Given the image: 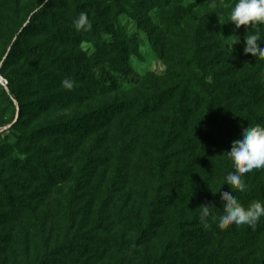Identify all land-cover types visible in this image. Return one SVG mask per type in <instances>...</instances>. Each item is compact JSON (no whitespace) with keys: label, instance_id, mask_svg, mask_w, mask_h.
<instances>
[{"label":"rangeland","instance_id":"obj_1","mask_svg":"<svg viewBox=\"0 0 264 264\" xmlns=\"http://www.w3.org/2000/svg\"><path fill=\"white\" fill-rule=\"evenodd\" d=\"M231 2L213 6L212 0H96L95 6L85 11L91 28L76 31L73 20L81 12L73 8L70 0H0V57L10 48L9 43L18 30L27 23L30 9L45 7L37 17V25L24 29L15 53L0 73L17 84L19 99L24 103L18 122L5 124L12 115L16 120L18 109L16 101L11 102L7 93L0 89L2 141L10 146L17 145L10 149L5 145L0 152V264H121V255L113 240L120 233L114 211L123 204L128 207L136 199L134 191L146 193L149 198L163 194L159 181L151 179L149 173L150 158L156 155L148 147L155 149L151 139L154 134L158 135L161 122L163 124L159 118L161 114L146 125L132 113L120 114L102 132L106 134L103 142L97 136H91L72 152H68V139L66 147L54 139L38 141L37 144L47 148L45 154H36L31 148L20 151L24 145L19 135L26 132L28 136L33 127L57 119L83 116L104 102L124 101L127 99L124 93L145 96L166 91L172 76L187 72L184 61L191 53L190 42L200 22H204L206 29L198 42L204 60L195 65L197 76L210 83H214V78L220 81L242 79L243 84L254 88L253 92L263 98L264 55L244 53L245 39L252 34V28L234 29V25L227 22ZM98 19H103L107 30L96 24ZM233 39H241L243 43H233L230 53ZM109 43L119 45L121 53L107 54ZM33 46H37V53L30 51ZM100 50L106 52L102 59L110 66L125 63L122 67L130 74L127 84L105 94L95 90L99 86L95 63L101 57ZM88 73H92L94 81L87 80ZM83 77L86 83L78 81ZM66 78L74 84L71 90L62 85ZM235 90L220 91L225 95L223 104L238 108L232 116L249 111L264 119V101L260 106L254 105V99ZM121 132L127 135L124 142L119 139ZM132 148L137 150V155L127 152ZM209 152L212 155L208 158L219 159V151L209 150L201 155L206 158ZM100 155L106 159L95 167L84 161L85 157L93 160ZM33 156L46 160L53 158L52 163L61 164L65 170L69 168L72 173L83 168V178L89 186L77 191L75 203L90 200L91 212L75 215L78 227L69 234L66 232L68 197L75 191V182L68 178L50 182L42 178L35 164L31 170L25 169L26 160ZM196 159L200 162V157ZM210 160L203 165L211 167L207 165L211 164ZM219 165L214 164L216 170L212 179L208 177L209 172L197 169L184 178V185L197 182L196 192L213 191L218 183ZM4 193L10 200H5ZM20 199L25 203L22 204ZM74 204L73 208L77 209ZM97 213V217H105L95 229ZM149 217V212H141L142 222ZM177 222H182V243L187 251L196 249L209 255L218 247L217 238L209 236L208 229L194 214L193 202L176 199L167 206L164 220L159 221L162 235L151 237L147 242L151 252L183 256L177 249H165L177 237ZM73 237L78 243L77 248L81 249L79 252L71 253L65 248ZM225 251L222 248V255ZM262 251L248 252L246 258L238 253L230 262L221 256L219 264H262ZM123 255L131 261L128 253ZM217 259L218 255L212 263L217 264ZM169 260L172 261V257Z\"/></svg>","mask_w":264,"mask_h":264},{"label":"trees","instance_id":"obj_2","mask_svg":"<svg viewBox=\"0 0 264 264\" xmlns=\"http://www.w3.org/2000/svg\"><path fill=\"white\" fill-rule=\"evenodd\" d=\"M95 1L70 0L75 10L86 14V9L94 7ZM227 1L230 0H217V3H225ZM233 2L234 0H232L231 5ZM44 9V6L30 9L25 28L21 27L18 30L16 36L9 43L10 48L0 57V73H3L6 61L15 53V47L20 36L24 34V29L35 27L37 25V17L44 12ZM96 24L107 30V25L103 19H98ZM96 24L92 22V25ZM205 27L204 22H200L199 26L196 27V32L190 42L191 53L187 55V59L183 65L187 72L172 76V81L167 86L166 91L148 93L145 96L140 94L130 96L131 94L124 93L127 98L124 101L104 102L99 106L91 108L83 116L57 119L46 125L33 127L28 136L26 132L19 135V139L24 145V148H21L20 151L31 148L36 154H45L47 148L41 144H37L38 141L54 139L57 143H61L66 147L68 139V152H72L77 150L79 144H82L91 136H97L103 142L106 134L102 132L106 130L113 120L116 121L120 117V114L127 113L130 115L132 113L144 125L151 122L153 118L159 117L157 114L162 115L159 118L162 119L163 124L161 122L158 135L154 134L153 139H151L155 144V149L150 146L148 147L150 150H153V155H156L150 158L152 164L149 166V173L151 179L159 181V187L163 194L149 198L146 193L142 194V192L134 191L136 199L128 207L123 204L122 207H118L114 211L118 219L116 220L119 225L117 229L120 230V233H117L113 240L121 255L119 258V263L121 262V264H174V261L176 264H213L212 261L214 262L217 255V264H219V257L221 256L222 259L230 262L237 257L238 253L245 258L248 252L255 251L256 253L258 250L260 253V250L263 249L262 253H264V217L261 218L255 230L247 225H229L224 229H219L213 224L208 229L209 236L217 238L218 247L209 255L198 252L196 249L186 250V247L182 243V222L175 223V235L177 237L174 241H170L165 249H172V251L177 249L182 252L183 256H170L168 252L162 251L157 254L151 252L147 245L151 237L162 235L158 225L159 221L164 220L167 206H170L176 199L192 201L194 214L197 217L200 211L199 206L207 205L209 201V204L217 207L214 209L215 214H221L222 209H219L222 204L219 196L220 191L227 190L228 188L229 190H234L231 185L223 184L227 173L234 170L232 162L227 158L226 151L230 150L231 142L239 135L241 126L257 123L264 124L262 117L256 116L249 111L246 114L237 113L233 117V113H236L238 108L232 107L231 104H223L225 95L223 92L220 93V91L236 89L237 93H243L249 99H254L255 102L253 104L260 106L261 102L264 101V97L262 98V96L254 93V88H249L243 84L244 80L220 81V79L215 80L214 78V83H210L195 73V68H197L195 65H199L204 60V52L198 42L206 29ZM263 28L264 26H260L256 30L261 31L263 35ZM251 31L253 32L254 29ZM239 43L242 44L243 41L240 39ZM30 51L37 53V46L31 47ZM121 51L119 45L111 43L107 45V54L108 52L117 54L121 53ZM105 54L104 50H100L99 55L101 57L98 56L99 59L95 63L96 83L99 84V86L95 87V90L100 94L121 88L124 83L127 84L130 80L128 69L122 67L125 66V63H116L110 66L106 60L102 59V56ZM262 78L264 87V73H262ZM88 79L94 81L92 73H88ZM78 81L86 83L84 77ZM0 89L7 93L11 102L16 101L18 109L16 120H14V116L12 115L5 122V124L12 125L18 122L21 111L24 110V103L19 99L17 84L13 80H7L5 85L0 83ZM165 111L167 113L163 115L164 113L161 112ZM125 134V132L120 133L119 139L121 142L125 141V136H127ZM137 138L139 139L138 136ZM2 140L3 138L0 134V152L4 150L5 145L8 149L17 148V145L10 146ZM136 143L134 144L136 145ZM129 145L132 144L129 142ZM209 150L215 151L214 153L219 151V159L215 161L213 156L208 158L212 155L210 152L207 153L206 158L205 155H201ZM136 151V149L132 148L127 152L137 155ZM184 153L186 154L184 155ZM216 156L218 155L216 154ZM197 157H200V162L197 161ZM52 159L46 160L40 157H29L26 160L27 168L25 169L31 170L32 165L35 164L38 170L41 171L42 178L50 182L61 181L67 178L68 181L73 180L75 182V187H73L75 191L70 192L68 197V226L66 232L69 234L73 228L78 227L75 215H87L91 212L90 200H85L82 203L77 201L75 203V200L78 199L76 197L77 191L89 185L87 180L83 178V168L72 173L69 168L65 170L61 164L52 163ZM90 159L85 157L84 161L95 167L106 158L100 155L93 158V160ZM209 160L211 164L207 165H212L211 167L203 165V162L208 163ZM215 163L217 165L221 163L218 166V168L220 166L221 168L217 176L218 183L213 191L196 192L197 182L184 185V178L190 176L197 169L209 172L208 177L212 179L216 170ZM216 172L218 173V170ZM243 179L248 186V190L243 193L236 192L242 203L247 204L252 200L264 199V169H254L252 172L245 174ZM0 183H2L1 179ZM201 187L206 188L204 184H201ZM213 192L216 193L213 194ZM4 198L7 201L10 200V196L7 193H4ZM20 201L22 204L25 203L22 199ZM73 204L77 209L73 208ZM142 211L150 213V217L145 223L141 220ZM97 215L98 213L96 217ZM104 217L105 215H99L96 218L98 219V223L95 229L99 228L100 220ZM129 232L131 233L130 236H128ZM221 242L224 245H219ZM77 244L76 238L73 237L67 241L65 248L71 253L75 250L79 252L81 249L77 248ZM222 248L226 249L225 255H222ZM123 253H128L131 261H127ZM171 257L172 261L169 260Z\"/></svg>","mask_w":264,"mask_h":264},{"label":"clouds","instance_id":"obj_3","mask_svg":"<svg viewBox=\"0 0 264 264\" xmlns=\"http://www.w3.org/2000/svg\"><path fill=\"white\" fill-rule=\"evenodd\" d=\"M212 3L215 6L217 0H212ZM227 22H231L234 29H239L241 26L254 29L252 34L245 39L243 51L253 56L264 55V35L261 31L256 30L258 27L264 26V0H234L230 5ZM73 25L76 31H85L91 28L88 16L84 12H81L73 20ZM233 43H239V40L233 39L229 46L230 53ZM62 85L68 90L74 87L73 82L67 78L62 81ZM226 152L234 170L227 173L223 184L231 185L234 190L228 188L220 191L219 196L222 201L219 208L222 209L220 215L215 214L214 209L217 207L212 204L199 206V221L205 229H209L215 224L219 229H224L229 225H247L255 230L261 218L264 217V199H256L244 204L236 192L243 193L248 190L243 179L245 174L254 169H264V124L241 126L239 135L231 142L230 150Z\"/></svg>","mask_w":264,"mask_h":264},{"label":"built area","instance_id":"obj_4","mask_svg":"<svg viewBox=\"0 0 264 264\" xmlns=\"http://www.w3.org/2000/svg\"><path fill=\"white\" fill-rule=\"evenodd\" d=\"M0 83L2 85H5L7 83V80L4 77H2L1 75H0Z\"/></svg>","mask_w":264,"mask_h":264}]
</instances>
